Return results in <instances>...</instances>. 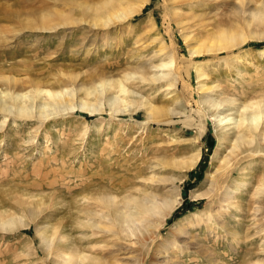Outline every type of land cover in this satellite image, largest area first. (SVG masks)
<instances>
[{"label": "rangeland", "instance_id": "rangeland-1", "mask_svg": "<svg viewBox=\"0 0 264 264\" xmlns=\"http://www.w3.org/2000/svg\"><path fill=\"white\" fill-rule=\"evenodd\" d=\"M109 1L115 9L120 1L124 8L143 5L109 24L100 20ZM185 3L0 0V96L12 105L10 95L35 96L41 89L61 100L58 114L42 122L0 109V221H13L0 227V264H45L48 234L78 238L84 231L74 225L79 206L100 193L122 200L144 187L179 198L160 230L162 241L136 253L144 264H264V210L254 209L250 186L232 195L235 206L228 205L231 197L223 199L239 170L219 196L193 197L211 186L219 144L214 116L223 108L215 111L202 100H235L229 113L236 116L243 104L264 96V0ZM222 35L243 39L227 50L189 52L216 47ZM173 49L175 63L158 68ZM173 66L178 77L149 79ZM39 99L52 101L45 92L33 103ZM140 101L157 109L142 129L138 122L147 113ZM263 160L249 167L252 176H260ZM187 216L184 237L172 234L170 227ZM177 245L184 251H175ZM108 253L106 264L125 261Z\"/></svg>", "mask_w": 264, "mask_h": 264}, {"label": "bare ground", "instance_id": "bare-ground-1", "mask_svg": "<svg viewBox=\"0 0 264 264\" xmlns=\"http://www.w3.org/2000/svg\"><path fill=\"white\" fill-rule=\"evenodd\" d=\"M202 1L204 0H183V2H186L184 5L190 6V8H192L193 4H202ZM109 4L111 5L110 1L104 3L105 6ZM142 5L143 4L141 3L137 6H132L130 8L128 6L127 8H124L123 2L120 1L118 2V9H115V7L112 6H106L107 8L103 9L100 16L101 19H99L104 20L105 23L109 24L112 19L122 21L130 14L139 10ZM121 9L122 11H120ZM262 10L259 11L261 12ZM123 11H125V13H123ZM260 12L258 13V17L261 20L264 14L262 13V15ZM242 39V36L238 35H222L221 41L216 47H207L204 50L191 48L189 52L193 56L199 55L202 52L208 54L214 51H221L224 49L227 50L238 46V42H241ZM173 51L174 49L172 50L171 55L167 58V61L160 64L158 68H165L173 62L175 63V61H173ZM170 75L178 77L175 66L170 68V70L167 69L166 73L162 75L156 74L149 79L156 80L165 77L167 78ZM143 79L145 78H142V80ZM42 92L49 95L52 98V101L44 103L41 99H39V103L37 101V103L34 104L33 102L35 98L39 97ZM34 93L35 96L27 93H17L14 94V96L10 95L9 99L12 102V105H9L8 102L0 96V109L7 111V113H9L7 115L12 113V115L17 118H35V120L39 122L45 120L48 115L58 114V110L56 108L61 104L58 93H50L49 91L41 89H36ZM260 99V101L255 103L250 102L249 104H243L241 107L242 110L240 112L238 111L236 116L229 113L230 111L232 112V105L236 102L235 100L225 99L216 101L211 98H205L202 100L204 104H207L209 108L215 111L220 110L221 107L223 108L221 109V112L218 111L220 114L214 116L216 128H219V144L217 145L218 150L215 153L217 157L216 165H211L213 171L208 173L207 182H210L209 185H211V189L206 188L207 190L195 194L193 196L194 198H203L208 200L212 196H219L218 191L227 185L232 174L236 170H239L240 175L234 181L232 187L228 189L225 188V190H223V199L231 197L232 200V195L239 191H246L250 186L249 190L251 192V200L254 199V209L256 211L264 210V160L262 171L260 172V176H258V178H256L257 176H252L251 172H248L251 169L249 167H252L257 162L256 160L261 158L264 159V121L261 122V119L264 118V96ZM139 103L143 106V108H145L147 113L146 120L138 122V124L142 126V129L145 124L156 119L155 113H157V109L153 108V105V107L149 106L148 103L146 104L144 101H140ZM33 105L37 108L34 112ZM224 107H231V109H224ZM251 108H254L253 111H249ZM92 110L95 109L92 108L90 111ZM165 111L169 114L173 113V110ZM230 126L232 127L230 128ZM203 130L204 126H201L200 133H203ZM224 143H228V148L223 149V152L221 153ZM214 161L215 160L213 159V162ZM196 162L197 158L193 159L188 166H193ZM246 171L248 174H246ZM151 189V191H148V188L144 187L143 189H139L137 191L138 193L136 192L137 194L125 192L122 196V200H118V198L115 199V195L111 193H100L97 194L95 198L91 197L92 199L89 203L87 202V205L82 204V206H79L74 213V225L77 228L84 229L78 238H74L67 231H61L58 235H56L54 231L48 234V237L44 239L43 243L46 244V248L43 249L46 256L45 264H91L92 262L95 264H106L104 263L103 257V253L105 251H109L108 254H110V256L113 255L114 257L117 254L123 255L122 258H124L125 261H122V258V260H120L115 257L113 264H144L143 261H140V257H138L136 253H142L147 249V245H154L159 241H162L160 230L163 227L166 218L171 216L176 205L179 203V194H176L178 199H174V196L170 198L167 195H159L156 192V188L153 189L151 187ZM230 202L231 203L229 204L228 202L226 203L229 206H235V200ZM95 217L106 220V224L101 226L99 222L95 223V220H93ZM212 218L213 215L210 214L208 216V220ZM189 220L188 216L185 217L181 221L173 224L169 231L179 237H184L186 234L185 227L187 226ZM186 221L187 223H185ZM12 225L13 221L11 218L0 221V227L4 229ZM259 230L260 228H258V231ZM256 233L257 232H255V234ZM236 235L237 233L232 234V236L235 237ZM106 237L109 240L106 239V241L104 239ZM174 250L178 253L184 251L181 248V245H177ZM170 263L176 264L174 263V260H165L160 264Z\"/></svg>", "mask_w": 264, "mask_h": 264}]
</instances>
